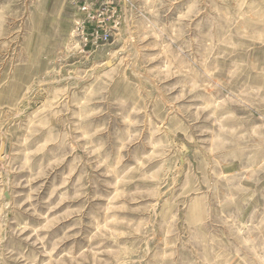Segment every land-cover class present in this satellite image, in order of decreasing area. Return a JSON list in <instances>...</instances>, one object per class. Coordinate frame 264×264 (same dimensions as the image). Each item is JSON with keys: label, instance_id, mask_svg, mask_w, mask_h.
<instances>
[{"label": "rangeland", "instance_id": "1", "mask_svg": "<svg viewBox=\"0 0 264 264\" xmlns=\"http://www.w3.org/2000/svg\"><path fill=\"white\" fill-rule=\"evenodd\" d=\"M260 97L264 0H0V264H264Z\"/></svg>", "mask_w": 264, "mask_h": 264}, {"label": "clouds", "instance_id": "2", "mask_svg": "<svg viewBox=\"0 0 264 264\" xmlns=\"http://www.w3.org/2000/svg\"><path fill=\"white\" fill-rule=\"evenodd\" d=\"M257 102L264 104V97H260L258 100H253V104L257 103ZM119 103L123 104L124 102H119ZM231 103H235L240 107H245L246 105H248L249 101L248 100H236V101H231ZM187 119L189 121L188 123H184L183 121L174 122L168 127L167 132H166V136L169 138L168 143H174L175 134L177 132H184L186 138L191 137L194 133L196 135L200 134L199 129L193 127V125L195 124V120L190 118V117ZM223 162L227 163V158H224ZM35 178L36 177L33 176V179H35ZM212 192H213V188L210 186L209 187V193L211 194ZM56 243L58 244L59 241H57Z\"/></svg>", "mask_w": 264, "mask_h": 264}]
</instances>
